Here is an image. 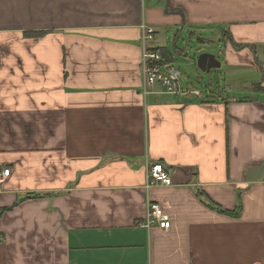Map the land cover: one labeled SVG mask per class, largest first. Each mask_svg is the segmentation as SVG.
<instances>
[{"label": "crops", "instance_id": "1", "mask_svg": "<svg viewBox=\"0 0 264 264\" xmlns=\"http://www.w3.org/2000/svg\"><path fill=\"white\" fill-rule=\"evenodd\" d=\"M142 25L175 68L215 31L209 96L144 94ZM6 169L0 264H264V0H0Z\"/></svg>", "mask_w": 264, "mask_h": 264}, {"label": "built area", "instance_id": "2", "mask_svg": "<svg viewBox=\"0 0 264 264\" xmlns=\"http://www.w3.org/2000/svg\"><path fill=\"white\" fill-rule=\"evenodd\" d=\"M144 43L142 52V76L144 94L151 93L156 86H160L166 94L183 97H194L203 99L210 95L208 89H197L191 84H184L182 74L178 68H172L163 63L160 53L154 49L146 47L148 41L153 40L155 31L152 27L142 25ZM11 173L6 169L0 173V183ZM173 185L170 169L161 163H156L149 167L147 172V188L154 186L170 187ZM140 225L147 229L158 227L168 231L171 223L168 215L157 204H150L145 219Z\"/></svg>", "mask_w": 264, "mask_h": 264}, {"label": "rangeland", "instance_id": "3", "mask_svg": "<svg viewBox=\"0 0 264 264\" xmlns=\"http://www.w3.org/2000/svg\"><path fill=\"white\" fill-rule=\"evenodd\" d=\"M203 38L214 39L216 36L215 31L201 32ZM214 35V37H212ZM215 45L211 43H198L197 39L191 40L188 32H185L180 41V47L186 51V55H176L177 62L176 68H178L182 74V81L186 84H191L193 87L203 90L208 88L209 82L214 80L218 81L219 69L212 70L211 74H206L200 71L197 67L198 57L203 53H212L215 49ZM213 54V53H212ZM188 56V57H187ZM207 85V86H206Z\"/></svg>", "mask_w": 264, "mask_h": 264}, {"label": "water", "instance_id": "4", "mask_svg": "<svg viewBox=\"0 0 264 264\" xmlns=\"http://www.w3.org/2000/svg\"><path fill=\"white\" fill-rule=\"evenodd\" d=\"M197 67L203 73L210 74L212 70L220 69L221 63L215 54L203 53L198 57Z\"/></svg>", "mask_w": 264, "mask_h": 264}, {"label": "trees", "instance_id": "5", "mask_svg": "<svg viewBox=\"0 0 264 264\" xmlns=\"http://www.w3.org/2000/svg\"><path fill=\"white\" fill-rule=\"evenodd\" d=\"M199 40L202 43H204L206 41H209L208 39H204V38H200ZM221 41H223V42L229 41V42H232L233 45L236 46V43H234L233 37L231 36V33L228 30H223V37H222V40ZM241 47H244V46H241ZM154 50L158 51L162 55V57H163V63L165 65H168L169 67L175 68V66L172 65V59H171V56H170L171 53L169 51H167L165 49H161V50L154 49ZM254 88L256 90H260L261 89V84L260 83L256 84L254 86Z\"/></svg>", "mask_w": 264, "mask_h": 264}]
</instances>
